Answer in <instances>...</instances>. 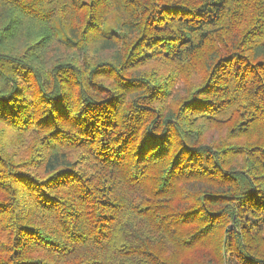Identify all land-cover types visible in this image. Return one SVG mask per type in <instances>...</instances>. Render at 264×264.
Instances as JSON below:
<instances>
[{
  "label": "trees",
  "instance_id": "obj_1",
  "mask_svg": "<svg viewBox=\"0 0 264 264\" xmlns=\"http://www.w3.org/2000/svg\"><path fill=\"white\" fill-rule=\"evenodd\" d=\"M0 264H264V0H0Z\"/></svg>",
  "mask_w": 264,
  "mask_h": 264
}]
</instances>
